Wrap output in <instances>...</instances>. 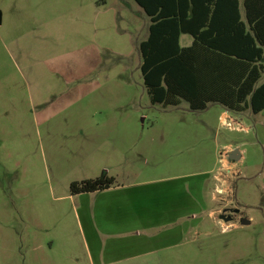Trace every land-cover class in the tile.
I'll return each instance as SVG.
<instances>
[{
    "label": "rangeland",
    "instance_id": "374dc122",
    "mask_svg": "<svg viewBox=\"0 0 264 264\" xmlns=\"http://www.w3.org/2000/svg\"><path fill=\"white\" fill-rule=\"evenodd\" d=\"M148 25L134 0H0V264H91L70 185L109 170L202 193L200 235L165 264H264L263 132L246 117L247 133L226 129L235 115L219 106H152L137 51ZM229 145L238 165L224 164ZM226 208L241 217L223 222Z\"/></svg>",
    "mask_w": 264,
    "mask_h": 264
},
{
    "label": "trees",
    "instance_id": "16d2710c",
    "mask_svg": "<svg viewBox=\"0 0 264 264\" xmlns=\"http://www.w3.org/2000/svg\"><path fill=\"white\" fill-rule=\"evenodd\" d=\"M148 19L137 43L152 106L182 102L193 113L220 106L229 113L264 111V0H134ZM191 44L182 47V36ZM115 179L70 185L72 196L103 191Z\"/></svg>",
    "mask_w": 264,
    "mask_h": 264
},
{
    "label": "crops",
    "instance_id": "0c3cea01",
    "mask_svg": "<svg viewBox=\"0 0 264 264\" xmlns=\"http://www.w3.org/2000/svg\"><path fill=\"white\" fill-rule=\"evenodd\" d=\"M234 115L224 114V117L239 121L247 133L250 127L243 124L246 117L257 132L262 130L264 136V111L258 115L250 112ZM257 138L259 140L258 135ZM233 149L229 145L225 153ZM239 150V162H230L226 157L224 164L235 166L244 160L245 151ZM109 171L105 176L115 179V186L71 197L78 225V241L86 258L91 264H148L154 261L165 264L179 261L180 248L196 242L193 235L201 233L202 193H197L195 187L187 188V178L181 176L166 178L162 174H152L146 177L127 173L114 177L108 175ZM215 190L218 192V184ZM213 199L217 200L215 193ZM218 210L211 211L209 217L214 218ZM75 251L76 244L70 253ZM66 255L70 256L69 252Z\"/></svg>",
    "mask_w": 264,
    "mask_h": 264
},
{
    "label": "flooded vegetation",
    "instance_id": "af4514ba",
    "mask_svg": "<svg viewBox=\"0 0 264 264\" xmlns=\"http://www.w3.org/2000/svg\"><path fill=\"white\" fill-rule=\"evenodd\" d=\"M240 214H241L240 211L236 210V208H226L223 210V213L221 215H219V217L221 220H223V222L227 221L226 223H230L233 220H235L236 218H238L239 216L241 217Z\"/></svg>",
    "mask_w": 264,
    "mask_h": 264
},
{
    "label": "built area",
    "instance_id": "2783aa9c",
    "mask_svg": "<svg viewBox=\"0 0 264 264\" xmlns=\"http://www.w3.org/2000/svg\"><path fill=\"white\" fill-rule=\"evenodd\" d=\"M223 127L228 130L245 131V127L239 121L227 116L223 120Z\"/></svg>",
    "mask_w": 264,
    "mask_h": 264
},
{
    "label": "water",
    "instance_id": "95a60500",
    "mask_svg": "<svg viewBox=\"0 0 264 264\" xmlns=\"http://www.w3.org/2000/svg\"><path fill=\"white\" fill-rule=\"evenodd\" d=\"M227 157H228V160L230 162H234V163L235 162H239L240 159H241V153H240L239 148H234L233 150H231L230 152H228L227 153ZM241 223H242V225H249L250 224V221L243 219L241 221Z\"/></svg>",
    "mask_w": 264,
    "mask_h": 264
}]
</instances>
